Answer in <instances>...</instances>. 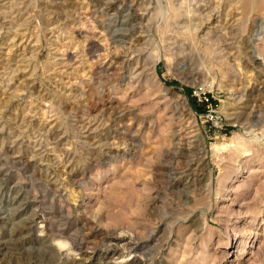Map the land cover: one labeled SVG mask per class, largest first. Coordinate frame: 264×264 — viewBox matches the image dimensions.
I'll return each mask as SVG.
<instances>
[{
	"label": "rangeland",
	"instance_id": "374dc122",
	"mask_svg": "<svg viewBox=\"0 0 264 264\" xmlns=\"http://www.w3.org/2000/svg\"><path fill=\"white\" fill-rule=\"evenodd\" d=\"M0 244L264 264V0H0Z\"/></svg>",
	"mask_w": 264,
	"mask_h": 264
},
{
	"label": "bare ground",
	"instance_id": "6f19581e",
	"mask_svg": "<svg viewBox=\"0 0 264 264\" xmlns=\"http://www.w3.org/2000/svg\"><path fill=\"white\" fill-rule=\"evenodd\" d=\"M118 25H119V24H118ZM123 25H125V24H124V23H121L120 27L123 26ZM115 27H116V26H115ZM114 32H115V31H114ZM114 32H113V33H114ZM114 37H115L116 39L121 38V36L118 35V34L114 35ZM153 66L155 67V64H153ZM150 67H151V66H150ZM23 209H24V208H23ZM23 209H21V210H17L16 212H17V213H18V212H21ZM10 215L13 216V215H14V211H11V212H10ZM15 215H16V213H15ZM26 222H27V221H26ZM24 223H25V222H24ZM28 226H29V225L24 226L25 229H26V227H28ZM22 228H23V227H22ZM28 228H29V227H28ZM28 228H27V229H28ZM20 235H21V234H20ZM17 240H18V239H17ZM118 241H119V242H122L123 240L119 239ZM123 243H124V242H123ZM59 245H60V244H59ZM13 246H14V245H13ZM1 248H2V247H1V244H0V249H1Z\"/></svg>",
	"mask_w": 264,
	"mask_h": 264
},
{
	"label": "built area",
	"instance_id": "2783aa9c",
	"mask_svg": "<svg viewBox=\"0 0 264 264\" xmlns=\"http://www.w3.org/2000/svg\"><path fill=\"white\" fill-rule=\"evenodd\" d=\"M201 103H205V104H207V103H208V99L205 98V102L203 101V102H201Z\"/></svg>",
	"mask_w": 264,
	"mask_h": 264
},
{
	"label": "trees",
	"instance_id": "16d2710c",
	"mask_svg": "<svg viewBox=\"0 0 264 264\" xmlns=\"http://www.w3.org/2000/svg\"><path fill=\"white\" fill-rule=\"evenodd\" d=\"M205 104H203V106H204Z\"/></svg>",
	"mask_w": 264,
	"mask_h": 264
}]
</instances>
